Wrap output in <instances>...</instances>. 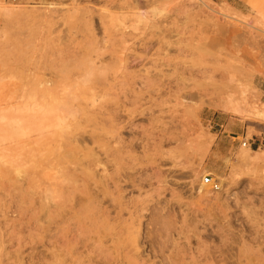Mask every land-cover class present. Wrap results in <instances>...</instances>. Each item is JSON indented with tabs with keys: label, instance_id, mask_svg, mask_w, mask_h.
<instances>
[{
	"label": "rangeland",
	"instance_id": "1",
	"mask_svg": "<svg viewBox=\"0 0 264 264\" xmlns=\"http://www.w3.org/2000/svg\"><path fill=\"white\" fill-rule=\"evenodd\" d=\"M203 1L0 0V264H264V0Z\"/></svg>",
	"mask_w": 264,
	"mask_h": 264
},
{
	"label": "bare ground",
	"instance_id": "2",
	"mask_svg": "<svg viewBox=\"0 0 264 264\" xmlns=\"http://www.w3.org/2000/svg\"><path fill=\"white\" fill-rule=\"evenodd\" d=\"M197 2H199L201 5H203L204 7H206L207 9H209V11H211L210 13L212 14V15H214L215 17H218V18H223V19H230L229 18V16H228V14H226V12H224V10H216V9H212V8H210L203 0H196ZM199 5V4H198ZM141 17V16H140ZM143 19V18H142ZM230 27V26H229ZM225 30H226V32H229V33H234L235 32V30H233V29H226L225 28ZM235 34V33H234ZM237 34H238V32H237ZM236 35V34H235ZM85 48V47H84ZM88 49V48H87ZM145 82V81H144ZM146 83H148V82H146ZM155 83V82H154ZM47 84V83H46ZM158 84V83H157ZM148 85V84H147ZM148 86H150V84L148 85ZM141 87H143V86H141ZM150 87H152V86H150ZM145 89L147 90V89H149V87L148 88H146L145 87ZM192 95V94H191ZM99 111V110H98ZM254 115L256 116V117H258V118H264V111L263 110H259V109H254ZM263 121V120H262ZM79 135V134H78ZM71 136V135H70ZM75 136V135H74ZM77 138H79V137H77ZM95 141V140H94ZM107 153V152H106ZM256 153V152H255ZM243 162H245V164L246 165H248L247 164V162H248V160L247 159H244L243 160ZM117 176V175H116ZM116 176H113L112 178H114L115 180H116ZM112 178H110L111 180H112ZM117 181H118V179H117ZM116 181V182H117ZM116 182H113L112 181V183H114V184H112V185H114L113 187L114 188H116ZM118 183V182H117ZM201 187H204L203 185H201ZM98 189V188H97ZM99 190V189H98ZM103 190H105V188L103 189L102 188V190H101V192H99L100 193V195H99V198H100V196L102 197V195H103V198L104 197H106V193H105V191H103ZM81 194H84L85 195V197H83L82 195V198H81V201H79L78 203H77V205H76V203H74L75 205H76V207L75 208H80V210H77V213H79L78 214V216L81 214V215H84V213L83 212H86L87 210H88V213L90 212V210L92 211V210H94V203H96V200H95V197L91 194V193H89L88 191H83V193L82 192H80ZM98 193V194H99ZM98 194H96V195H98ZM105 195V196H104ZM98 197V196H97ZM79 199V198H78ZM83 199V200H82ZM80 200V199H79ZM78 201V200H77ZM77 206H79V207H77ZM117 207H120V206H117ZM73 208V207H72ZM81 208H82V210H84L83 212H82V210H81ZM115 208H116V206H115ZM117 209V208H116ZM74 210H76V209H74ZM103 210V209H102ZM102 210L101 211H99V212H102ZM118 210V209H117ZM98 211H97V213L96 214H98L99 213ZM87 213V212H86ZM85 213V214H86ZM87 213V214H88ZM93 213V211L91 212V214ZM104 213H106V211L104 210ZM103 212H102V216L103 215H105ZM107 215V214H106ZM86 216V215H85ZM87 216H89V215H87ZM94 216V215H93ZM95 218H97L96 216H94ZM104 217V216H103ZM107 217V216H106ZM105 217V218H106ZM88 218H90V217H88Z\"/></svg>",
	"mask_w": 264,
	"mask_h": 264
},
{
	"label": "built area",
	"instance_id": "3",
	"mask_svg": "<svg viewBox=\"0 0 264 264\" xmlns=\"http://www.w3.org/2000/svg\"><path fill=\"white\" fill-rule=\"evenodd\" d=\"M247 143H248V145L250 146L249 142H247ZM247 143H246V142H243V143H242V147H246V144H247ZM211 188H212V190H214V191L219 190V187H218L217 184H213V186H212Z\"/></svg>",
	"mask_w": 264,
	"mask_h": 264
},
{
	"label": "crops",
	"instance_id": "4",
	"mask_svg": "<svg viewBox=\"0 0 264 264\" xmlns=\"http://www.w3.org/2000/svg\"><path fill=\"white\" fill-rule=\"evenodd\" d=\"M219 133H221V132H219ZM249 144H250V146H251V145H255V140L252 139V141L249 142Z\"/></svg>",
	"mask_w": 264,
	"mask_h": 264
}]
</instances>
